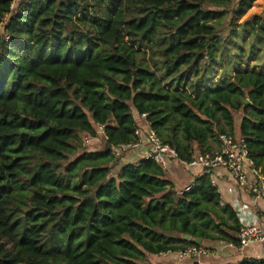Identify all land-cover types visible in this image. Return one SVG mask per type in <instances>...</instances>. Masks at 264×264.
<instances>
[{"label":"trees","instance_id":"obj_1","mask_svg":"<svg viewBox=\"0 0 264 264\" xmlns=\"http://www.w3.org/2000/svg\"><path fill=\"white\" fill-rule=\"evenodd\" d=\"M256 2L0 0V264H143L201 247L193 239L240 249L207 175L179 194L152 161L79 149L98 124L102 145L134 142L149 114L189 162L234 135L241 111L238 134L264 174V62L219 74L221 17L243 19ZM241 26L264 44V14Z\"/></svg>","mask_w":264,"mask_h":264},{"label":"built area","instance_id":"obj_2","mask_svg":"<svg viewBox=\"0 0 264 264\" xmlns=\"http://www.w3.org/2000/svg\"><path fill=\"white\" fill-rule=\"evenodd\" d=\"M149 117V114L138 116L135 130L136 140L128 144L111 147L113 156L122 163L127 156L138 153L140 160L133 165L138 166L143 161H152L164 170L170 160H177L184 166L203 169L211 179L217 172L226 171L235 182V186L231 190V208L240 227L237 238L241 249L263 243L264 227L259 226V202H264V174L251 157L246 141L236 133L234 135L222 134L218 138V147L215 151L207 154L196 153L191 161H181L178 152L160 139L153 129ZM106 127V125L98 124L96 126L97 137L95 138L83 135V146L91 147L100 141L106 143L108 141L105 134ZM193 187L194 185L187 186L180 194L190 192ZM229 246L235 247L234 244ZM201 254L198 247H189L178 252L181 260L199 257Z\"/></svg>","mask_w":264,"mask_h":264},{"label":"crops","instance_id":"obj_3","mask_svg":"<svg viewBox=\"0 0 264 264\" xmlns=\"http://www.w3.org/2000/svg\"><path fill=\"white\" fill-rule=\"evenodd\" d=\"M239 125L240 122H238L237 125H235L236 135H239L237 129ZM214 147L216 150L218 147V143L215 144ZM139 160H140V155L136 153L134 155H130L124 158L123 163L134 164V163H138ZM164 171H165L166 179L171 181L175 185L176 190L179 194L184 188H186L189 185H195V183L199 178L206 175L203 169L198 167H189L186 165L184 166L181 163H179L177 160H170ZM208 178L211 181V184L215 188H217L220 193L221 196V199L219 201L220 207H224V206L231 207V203H232L231 190L235 186L234 180L224 170L217 172L212 179L210 177ZM259 210H260L259 226L264 227L263 201L259 202ZM230 244L226 242L202 241L201 247H199L202 254L199 257H195L196 259L194 258L193 260L192 259L181 260L178 256V253H166L156 256H149L151 258L149 261L152 262L151 264H240L245 260L247 261L256 260L258 262H264V242L259 244H254L248 247L247 249H241V247L240 249H236L235 247L231 248L229 246ZM145 262H143V264Z\"/></svg>","mask_w":264,"mask_h":264},{"label":"rangeland","instance_id":"obj_4","mask_svg":"<svg viewBox=\"0 0 264 264\" xmlns=\"http://www.w3.org/2000/svg\"><path fill=\"white\" fill-rule=\"evenodd\" d=\"M19 0H16V2ZM264 14V0H258L252 11H250L247 16H245L243 19L235 18L233 13L221 17L220 24L218 26V31L220 32V35L224 41V44L227 48V50L222 53L221 55V64L219 66V74L220 76L225 75L227 78H231V75H234L236 69L240 67L238 65V62L241 61V63H248L247 60L251 57H255L256 62H249L248 64L250 66H260L264 62V44L258 40L254 35L245 37L242 32V26L241 24L246 21L248 18H250L253 15H262ZM256 44V47L252 48V45ZM242 47V48H241ZM252 48V50H251ZM229 49L231 51H229ZM243 57V58H242ZM235 117V125H237L238 122L243 117V114L241 111H235L234 112ZM111 125H115L114 121L111 122ZM228 130V127H227ZM236 133V132H235ZM100 141V140H99ZM102 141L98 142L96 144L97 146L101 148H107L106 145H102ZM83 149H90L89 147H84L83 145L80 146V153L85 151ZM123 163V161H122ZM151 258L147 257L143 262L144 264H151L150 262ZM194 258H192L193 260ZM196 259V258H195Z\"/></svg>","mask_w":264,"mask_h":264},{"label":"water","instance_id":"obj_5","mask_svg":"<svg viewBox=\"0 0 264 264\" xmlns=\"http://www.w3.org/2000/svg\"><path fill=\"white\" fill-rule=\"evenodd\" d=\"M246 104L249 105V104H250V101L247 100V101H246ZM106 147H107V150H108V151L111 149L110 144H107ZM185 239H186V240H190L191 238H190L189 235H187V236H185ZM193 242L196 243V244H198V245H200V244L202 243V240H201V239H193Z\"/></svg>","mask_w":264,"mask_h":264}]
</instances>
